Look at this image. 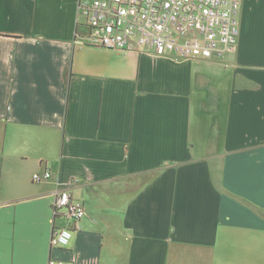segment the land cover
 Masks as SVG:
<instances>
[{
    "label": "crops",
    "instance_id": "obj_1",
    "mask_svg": "<svg viewBox=\"0 0 264 264\" xmlns=\"http://www.w3.org/2000/svg\"><path fill=\"white\" fill-rule=\"evenodd\" d=\"M239 25L175 60L86 43L78 0H0V264H264V0Z\"/></svg>",
    "mask_w": 264,
    "mask_h": 264
},
{
    "label": "built area",
    "instance_id": "obj_2",
    "mask_svg": "<svg viewBox=\"0 0 264 264\" xmlns=\"http://www.w3.org/2000/svg\"><path fill=\"white\" fill-rule=\"evenodd\" d=\"M243 0H78L79 15L88 32L86 43L108 49L143 47L175 60L210 58L238 44L239 12ZM36 172V182L51 177ZM54 214L77 224L86 214L83 201L67 189L54 194ZM73 237L70 227L57 228L52 246L65 247ZM49 264H68L51 258Z\"/></svg>",
    "mask_w": 264,
    "mask_h": 264
},
{
    "label": "rangeland",
    "instance_id": "obj_3",
    "mask_svg": "<svg viewBox=\"0 0 264 264\" xmlns=\"http://www.w3.org/2000/svg\"><path fill=\"white\" fill-rule=\"evenodd\" d=\"M233 50H234V49H233ZM233 50H232V51H233Z\"/></svg>",
    "mask_w": 264,
    "mask_h": 264
}]
</instances>
